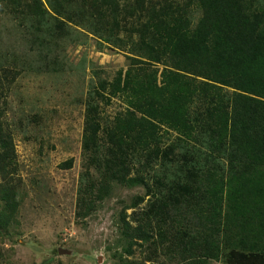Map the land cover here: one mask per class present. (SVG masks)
<instances>
[{"label":"trees","instance_id":"16d2710c","mask_svg":"<svg viewBox=\"0 0 264 264\" xmlns=\"http://www.w3.org/2000/svg\"><path fill=\"white\" fill-rule=\"evenodd\" d=\"M152 1L136 0L147 17L123 33L134 14L119 0H0V11L48 51L79 26L133 54L111 81L90 85L76 215L94 211L113 183L142 185L144 194L130 205L145 201L142 216L122 219L128 246L140 240L172 264H264V247L231 245L245 222L264 225V3L190 0L200 13L193 20L187 3L164 0L156 8ZM3 76L8 90L15 76ZM3 89L0 80V96ZM113 98L124 108L103 126L100 100ZM2 115L0 107L6 226L15 209V150ZM164 134L174 139L165 143Z\"/></svg>","mask_w":264,"mask_h":264},{"label":"rangeland","instance_id":"374dc122","mask_svg":"<svg viewBox=\"0 0 264 264\" xmlns=\"http://www.w3.org/2000/svg\"><path fill=\"white\" fill-rule=\"evenodd\" d=\"M119 1L123 10L128 6L134 14L132 24L124 27L123 33H129L133 25L146 19L147 9L139 8L136 0ZM163 1L153 0L151 4L159 8ZM169 1L189 4L193 20L200 15L190 0ZM31 39L24 26L19 27L10 14L0 11V80L4 88L0 107L3 128L11 134L15 150V172L11 177L15 209L9 215V224L0 225V264H172L160 253H149L140 240L128 246L123 235V215L127 220L132 215L142 216L145 201L130 206L136 196L144 194L142 185L113 183L94 211L76 215L84 163V108L90 85L99 79L111 81L119 70L126 69L128 57L133 54L126 46L79 26H72L65 36L52 41L58 47L51 51L42 48L46 46L44 40L35 43ZM36 48L42 58L38 53L35 56ZM29 62L31 65L22 68ZM5 70L15 76L8 90ZM100 105L103 126L124 108L119 98L109 104L100 100ZM173 135L164 134V142L173 140ZM69 158L73 159L72 165L61 167ZM1 212L10 210L8 202L0 197ZM242 230L231 245L244 249L264 247V225L245 222ZM59 248L67 252L59 253ZM211 263L225 264L222 260Z\"/></svg>","mask_w":264,"mask_h":264},{"label":"water","instance_id":"95a60500","mask_svg":"<svg viewBox=\"0 0 264 264\" xmlns=\"http://www.w3.org/2000/svg\"><path fill=\"white\" fill-rule=\"evenodd\" d=\"M58 252H59V253H63V252H67V250L59 248V249H58Z\"/></svg>","mask_w":264,"mask_h":264}]
</instances>
